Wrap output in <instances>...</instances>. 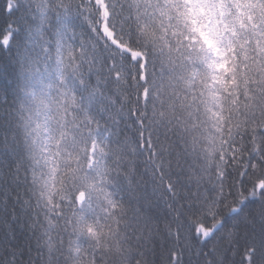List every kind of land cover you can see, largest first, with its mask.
Here are the masks:
<instances>
[{"label": "snow or ice", "instance_id": "6c2138e0", "mask_svg": "<svg viewBox=\"0 0 264 264\" xmlns=\"http://www.w3.org/2000/svg\"><path fill=\"white\" fill-rule=\"evenodd\" d=\"M0 11V264H264V0Z\"/></svg>", "mask_w": 264, "mask_h": 264}, {"label": "trees", "instance_id": "16d2710c", "mask_svg": "<svg viewBox=\"0 0 264 264\" xmlns=\"http://www.w3.org/2000/svg\"><path fill=\"white\" fill-rule=\"evenodd\" d=\"M0 8H2V0H0ZM7 19L5 13L0 11V27H2ZM14 80V73L11 66H7L6 62L0 60V103H2L6 96V91L10 90Z\"/></svg>", "mask_w": 264, "mask_h": 264}]
</instances>
